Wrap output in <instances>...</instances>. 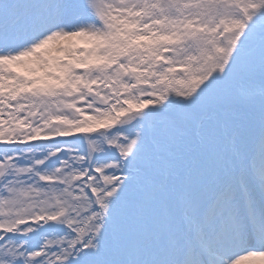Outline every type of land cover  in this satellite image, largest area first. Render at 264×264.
<instances>
[{"label":"snow or ice","instance_id":"1","mask_svg":"<svg viewBox=\"0 0 264 264\" xmlns=\"http://www.w3.org/2000/svg\"><path fill=\"white\" fill-rule=\"evenodd\" d=\"M0 264H264V0H0Z\"/></svg>","mask_w":264,"mask_h":264}]
</instances>
